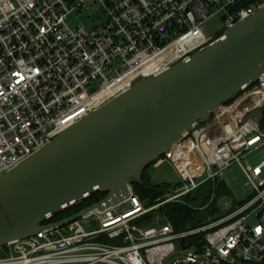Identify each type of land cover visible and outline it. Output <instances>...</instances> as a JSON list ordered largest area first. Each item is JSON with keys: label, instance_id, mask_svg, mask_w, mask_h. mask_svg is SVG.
I'll return each mask as SVG.
<instances>
[{"label": "built area", "instance_id": "built-area-1", "mask_svg": "<svg viewBox=\"0 0 264 264\" xmlns=\"http://www.w3.org/2000/svg\"><path fill=\"white\" fill-rule=\"evenodd\" d=\"M86 4L99 24L70 29L68 16ZM263 7L264 0H0V176ZM216 16L219 35L206 27ZM255 152L264 154V74L152 164L169 163L179 179L154 206L131 191L117 207L0 248V264H264V159L244 167ZM233 165L253 192L247 201L223 205L221 216L194 229L139 224L167 203L223 182ZM190 247L194 252L185 253Z\"/></svg>", "mask_w": 264, "mask_h": 264}, {"label": "water", "instance_id": "water-1", "mask_svg": "<svg viewBox=\"0 0 264 264\" xmlns=\"http://www.w3.org/2000/svg\"><path fill=\"white\" fill-rule=\"evenodd\" d=\"M264 74V7L214 43L74 124L0 176V248L123 204L143 173ZM264 159V154H260ZM102 192L98 203L50 223Z\"/></svg>", "mask_w": 264, "mask_h": 264}, {"label": "rangeland", "instance_id": "rangeland-1", "mask_svg": "<svg viewBox=\"0 0 264 264\" xmlns=\"http://www.w3.org/2000/svg\"><path fill=\"white\" fill-rule=\"evenodd\" d=\"M95 11H96L95 7H93L91 4H86L85 9L73 12L68 16L67 26L70 29H74L80 26H83L87 29L95 27L96 25L99 24V20H97L96 17H91L92 15L95 16ZM206 27L207 30L213 35L215 34L219 35L223 32V28L219 16L210 19L206 23ZM261 160L262 159L260 157V154L258 152H255L246 158L244 167L246 166L256 167L261 164ZM148 172L150 174V182L152 185L167 184V185H171L172 187H176L179 183V179L175 171L173 170L172 166L167 162L161 164L159 167L155 169L151 166ZM262 176L264 177V169ZM221 184L223 185L226 194L224 192L222 193L218 191L219 190L218 188L221 187L220 186ZM210 187L211 189H210L209 197L203 205L197 206L196 203L192 204L191 202H188V200H193V198H196L197 192L188 194L182 198L175 199L167 203L166 205L158 208L157 210L149 213L150 217L152 218L151 224H156L157 220H159V222L162 224L169 222V220L166 217V214L164 213V210L169 205H173V204L185 205L189 209L198 212L195 216L193 214V217H195L196 220L191 221V223L185 225L186 227L183 228L182 230L194 229L196 227H199L203 223L207 222L208 220H215L219 216H221V214L224 212L223 205H228L231 203H237V204L243 203L247 201L252 196L253 193L250 186L247 185V181L242 171L237 165L231 166L224 172L223 182L221 183L216 182L214 185ZM170 193L171 192H168L166 194H170ZM165 195H162V197ZM154 205L155 203H153V206ZM125 207L127 206H123L121 209H124ZM148 207H150V205H148L147 208ZM85 229L88 230L89 229L88 226H85ZM92 229L95 228L92 227ZM194 250H195L194 247H190L186 249L184 252L193 253Z\"/></svg>", "mask_w": 264, "mask_h": 264}, {"label": "trees", "instance_id": "trees-1", "mask_svg": "<svg viewBox=\"0 0 264 264\" xmlns=\"http://www.w3.org/2000/svg\"><path fill=\"white\" fill-rule=\"evenodd\" d=\"M151 166L152 165H150V167ZM150 167L143 173L142 181L145 182L148 186L152 187L155 190L157 197H162V195H165L166 193L171 192L172 189L174 188L171 185H167V184L152 185L151 184L150 174L148 172ZM210 186H212V185L207 184V185L202 186L197 191L196 198H193V200H188V202H191L192 204L196 203L197 206L203 205L209 197V193H210V189H211ZM220 186L221 187L218 188L219 189L218 191H220L222 193L224 192L226 194V191H225L223 185L221 184ZM132 190H133V193L139 198V200L145 205V207H147L148 205H150V207L153 206L154 199L152 198L151 194L148 191H146V189L144 187L134 185V186H132ZM105 196H106V194L102 193V192L95 193L94 195H92L91 197L86 199L83 202V204L80 205L79 207L71 208V209H68L62 213H59L53 219H51L49 222L55 223V222H58V221L65 219V218L71 217V216L75 215L76 213H78L83 208L88 207L92 204L98 203L99 201L104 199ZM151 204H152V206H151ZM150 207H148V208H150ZM197 212L198 211H194L192 209H189L185 205H176V204L175 205L174 204L169 205L164 210V213L166 214L167 219L169 220V222H171L173 224V226L177 230H182L183 228L186 227L185 225H187L188 223H191V221H195L196 218L193 217V214L195 216L197 214ZM207 213H205V214H207ZM211 215H212V213H211ZM151 219L152 218L148 214L146 217H144L143 219H141L139 221V224H141L143 226H147V225L151 224Z\"/></svg>", "mask_w": 264, "mask_h": 264}]
</instances>
